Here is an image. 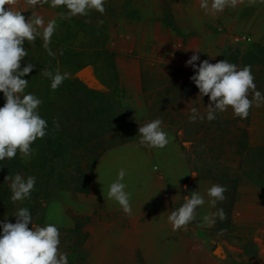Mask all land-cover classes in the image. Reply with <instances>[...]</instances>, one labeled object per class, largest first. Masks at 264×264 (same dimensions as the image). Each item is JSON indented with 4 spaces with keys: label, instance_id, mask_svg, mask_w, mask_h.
Returning a JSON list of instances; mask_svg holds the SVG:
<instances>
[{
    "label": "rangeland",
    "instance_id": "rangeland-1",
    "mask_svg": "<svg viewBox=\"0 0 264 264\" xmlns=\"http://www.w3.org/2000/svg\"><path fill=\"white\" fill-rule=\"evenodd\" d=\"M104 6L103 14L92 10L71 19H61L67 9L51 7L50 0L36 11L22 12L26 20L43 18L45 26L56 21L49 44L55 56L43 47L42 28L41 36L28 42L35 68L24 94L42 101L39 114L48 133L74 138H66V151L55 160L47 152L46 135L31 144L30 157L22 158L18 150L14 158L0 161V235L2 224L15 223L16 211L26 207L35 223L58 228L59 249L69 264H264V189L258 186L264 181V105L252 107L246 119L235 117L229 107L208 121L209 97L198 98L190 79L195 72L185 66L194 49L201 51L197 66L206 59L250 65L256 88L264 94V0H242L215 15L206 13L200 0H105ZM12 7L24 9L19 0ZM203 18L214 19L208 27L223 40L219 56L207 49L210 40L183 34ZM134 63L141 89L130 86ZM57 67L70 78L52 90L41 72ZM76 78L100 94L107 108L102 118L90 100L70 92L81 86ZM116 90L121 109L112 100ZM192 107L205 116L203 121H189ZM157 118L169 137L162 149L139 143L141 124ZM97 119L102 122L93 123ZM121 169L131 194L130 215L107 198ZM91 170L89 194L76 192L81 175ZM17 173L36 177V183L30 198L13 203L5 177ZM213 184L227 187V199L216 207L207 196ZM192 191L205 204L198 207L196 221L173 231L168 215ZM220 208L227 219L215 217V225L208 227L203 217ZM221 229L226 231L219 234Z\"/></svg>",
    "mask_w": 264,
    "mask_h": 264
},
{
    "label": "clouds",
    "instance_id": "clouds-1",
    "mask_svg": "<svg viewBox=\"0 0 264 264\" xmlns=\"http://www.w3.org/2000/svg\"><path fill=\"white\" fill-rule=\"evenodd\" d=\"M242 0H200V7L206 13L215 15L222 12L226 6L235 7ZM49 3V0H24L27 6H38ZM17 0H0V92L4 94L5 104L0 107V161L5 158L12 159L19 150L22 158L30 157L31 144L37 138L47 135V121L39 114L42 101L32 93H25L28 80L26 75L35 68L33 63H28L21 68V61L28 56L24 42H35L41 36L43 29V47L50 56L55 53L49 48L51 38L56 28V21L52 20L44 25L41 17H30L26 20L22 12L12 6ZM51 7L64 6L67 11L61 12V19H71L76 16H88L95 10L100 14L105 12V0H50ZM8 6L7 8L5 6ZM103 23V21H98ZM199 49H194V54L186 61V67L191 66L195 72L190 79L199 89L198 98L209 97L206 106V119L213 121L218 113L226 112L229 107L233 115L240 119L249 116L252 107L264 105V94L257 90L251 66L238 67L226 59L215 64L203 60L197 66ZM214 57V56H212ZM43 76L51 80V89L56 90L65 80L70 78L69 72H61L57 67L54 71L43 70ZM23 94V95H21ZM251 97V98H249ZM190 122L197 119L203 121L205 116L200 115L196 107L190 109ZM58 126V125H57ZM139 143L149 148H164L169 143L168 133L163 128L161 119H154L141 124L138 129ZM126 173L121 169L115 182L111 183L107 193L108 199H114L121 206L123 212L131 214V194L126 192V184L122 183ZM196 176V173H192ZM11 190V202L15 203L30 198L34 190L36 177L25 178L17 173L7 175ZM226 186L213 184L207 190L209 203L216 207L217 202L227 199ZM184 203L168 215V221L173 231L184 229L191 222L196 221L197 209L205 204L204 197L198 191H192L183 197ZM15 223L4 222L2 235H0V264H69L68 256L60 251V232L53 224L40 226L33 221L30 210L26 207L19 208L14 214ZM215 217L221 221L227 219L225 211L220 208L215 213L203 217L208 227L215 225ZM29 224L32 225L29 228ZM226 229H221L223 234Z\"/></svg>",
    "mask_w": 264,
    "mask_h": 264
},
{
    "label": "trees",
    "instance_id": "trees-1",
    "mask_svg": "<svg viewBox=\"0 0 264 264\" xmlns=\"http://www.w3.org/2000/svg\"><path fill=\"white\" fill-rule=\"evenodd\" d=\"M24 47H25V49H26V51L28 53V56H26L21 61V68L26 66L28 63H33V58H32V56H31V54L29 52L28 41L24 42ZM102 52H103V54H109V52H107L106 50H103ZM105 52H107V53H105ZM112 55L116 56L115 53H112ZM112 68H114L113 63H112ZM28 75H26L23 78L26 79ZM36 77H38V76H36ZM117 77L118 76L115 73V75H114V81L115 82L118 81ZM75 83H78L81 86H77L76 85L75 89H73V90H72V88L70 89V92L71 93H75V95L78 98L85 97L87 100H90L92 102V104L96 105V107H97V111L96 112H98V117L102 118V116L104 115V113H105L107 108H106L105 102H103L102 99L100 98V94L97 93L96 91L91 90L86 84H83V82L79 78L75 79ZM117 92H118V90H116L115 95L113 96L112 100H113V102H115L117 104L118 108L121 109L122 104H121L119 96L116 95ZM5 102H6V100H5L4 94L2 92H0V107H3ZM79 103H80V101H79ZM79 120H81V118H79ZM97 122H102V119H99L98 121H94L93 120V123L96 124ZM50 125L52 126V124H50ZM66 128L70 129L71 128L70 124H68ZM110 132H112V131H110ZM76 133H77V135L79 137V140H80V138L82 137V127H81V125L76 129ZM104 133H105V131H104ZM106 134H108V133H106ZM47 135H48V139L46 140V148H47L48 154L51 155L52 160L57 159L59 156H61L63 154L64 151H66L65 150L66 149V143L68 142L67 139L71 138V141H73V138H74V137H70V136L68 137V136H66V134L65 135H63V134L54 135L53 133L50 134V133H48V131H47ZM104 136H106V135H104ZM102 137L103 136L99 135V137L97 138L98 139V143H99L97 146L101 145V141L100 140H101ZM100 153H102V152H99V153L96 154V157L94 158V160L100 158V156H101ZM94 155H95V153H94ZM19 168H20V161H19V159L17 157V169H19ZM92 178H93L92 170L90 171V174H88V175H81V178L79 179L80 180V182H79L80 185H79V187L76 188L75 191L78 192V193H81V194L88 195L89 192H90V188H91ZM258 186H259V188L264 189V181L259 183ZM76 229L78 231H80V229H81L80 223H78V222L76 224Z\"/></svg>",
    "mask_w": 264,
    "mask_h": 264
},
{
    "label": "crops",
    "instance_id": "crops-1",
    "mask_svg": "<svg viewBox=\"0 0 264 264\" xmlns=\"http://www.w3.org/2000/svg\"><path fill=\"white\" fill-rule=\"evenodd\" d=\"M21 3H23V8L24 9H20V10H17V11H20V12H29V11H36L40 8V5L38 6H35V7H32V6H27L24 4V0H19ZM8 7V6H7ZM147 18H149L147 15H146V20ZM152 18V17H151ZM150 23H152V20H149ZM214 19L213 20H207L205 18L201 19V23L197 22V23H194L195 26H193V22H192V26H190V30L184 32L183 34H185L187 37H197L198 40H210L211 41V44L210 46H208V50L209 51H212L214 52L215 55L219 56L221 54V48L224 46V43H223V40L220 39V36H216L215 35V30L208 27L210 25V23H213ZM155 25H157V27L161 28V24L160 23H155ZM193 39V38H192ZM133 71L135 70V76L136 78L134 79V81L132 82L131 81V88H134V87H137V88H140L141 89V84L140 82L138 81L139 80V66L134 63L133 64Z\"/></svg>",
    "mask_w": 264,
    "mask_h": 264
}]
</instances>
